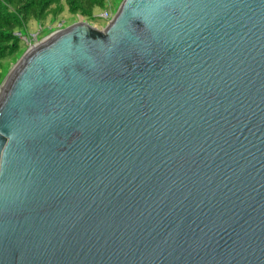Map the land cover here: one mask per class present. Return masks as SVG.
<instances>
[{
    "label": "water",
    "instance_id": "water-1",
    "mask_svg": "<svg viewBox=\"0 0 264 264\" xmlns=\"http://www.w3.org/2000/svg\"><path fill=\"white\" fill-rule=\"evenodd\" d=\"M0 264H264V0H123L30 48Z\"/></svg>",
    "mask_w": 264,
    "mask_h": 264
},
{
    "label": "rangeland",
    "instance_id": "rangeland-1",
    "mask_svg": "<svg viewBox=\"0 0 264 264\" xmlns=\"http://www.w3.org/2000/svg\"><path fill=\"white\" fill-rule=\"evenodd\" d=\"M12 26L0 32V91L25 53L46 36L76 22L103 29L105 11L116 14L123 0H0ZM69 3V4H68ZM93 17H91V15Z\"/></svg>",
    "mask_w": 264,
    "mask_h": 264
},
{
    "label": "trees",
    "instance_id": "trees-1",
    "mask_svg": "<svg viewBox=\"0 0 264 264\" xmlns=\"http://www.w3.org/2000/svg\"><path fill=\"white\" fill-rule=\"evenodd\" d=\"M66 1L68 2L69 0H66ZM3 9H4L3 5L1 4V1H0V32L6 33L8 30H10L12 23H11V21H8V18H7V17H9L8 14L3 15V13H2ZM91 17H93V16L91 15Z\"/></svg>",
    "mask_w": 264,
    "mask_h": 264
},
{
    "label": "built area",
    "instance_id": "built-area-1",
    "mask_svg": "<svg viewBox=\"0 0 264 264\" xmlns=\"http://www.w3.org/2000/svg\"><path fill=\"white\" fill-rule=\"evenodd\" d=\"M114 15H115L114 13H111L109 11H105L103 13L102 17L105 18L109 23L113 19Z\"/></svg>",
    "mask_w": 264,
    "mask_h": 264
}]
</instances>
